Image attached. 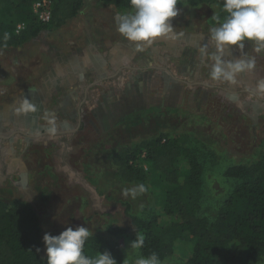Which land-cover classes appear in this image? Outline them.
<instances>
[{
    "label": "rangeland",
    "instance_id": "1",
    "mask_svg": "<svg viewBox=\"0 0 264 264\" xmlns=\"http://www.w3.org/2000/svg\"><path fill=\"white\" fill-rule=\"evenodd\" d=\"M85 3L96 13L92 14L93 25H97L94 29L103 26L117 32L116 17L130 12L112 8L113 12L106 14L101 11L99 0H85ZM177 8L179 15L172 21L175 31L180 35H202L205 46L203 52L189 46L171 54L173 59L168 63L175 73L173 79H169L173 92L161 94L162 91L157 90L160 95L157 104L149 103L142 111L128 115L118 110L125 108V104L116 106L112 112L95 115L90 109L102 104H93L86 110L80 129L63 139L62 146L48 140L34 142L24 136L14 137L9 144L14 147V157H19L22 163L20 171L13 172L14 183L10 187L39 216L43 257H46L45 233L57 236L67 227L84 226L105 241L107 248L117 250V256L112 255L117 264H135L141 258L139 250L130 247L134 229L125 215V205L130 208V214L140 218L158 213L163 189L160 179L147 173L145 192L135 198L123 195L125 189L137 186L118 181L111 157L132 135L134 139L146 136L148 140L163 132L178 138L182 145L197 154L204 166L200 215L210 221L237 184L223 176L225 169L253 162L264 166V91L259 88L264 81V51L256 53L252 45L246 43L242 52L233 48L232 55L225 53V59L240 55L245 59L254 57L255 67L240 74L235 85L214 83L210 80L212 56L216 54L214 44L209 43L210 29L216 25L212 17L215 14L223 20L227 14L217 6ZM107 15L109 24L104 22L106 20L102 24L97 22ZM0 17L6 22L14 21L1 11ZM78 21L77 18L71 20L64 27L66 33H74L77 27L81 29L82 23ZM59 31L47 26L37 40H31L22 48L0 49V101L3 93L17 89L15 79L21 86L29 76H35L37 58L45 53V48L59 45ZM144 156H141L142 161ZM109 226L126 229L127 233L112 236L107 232ZM191 247L192 239L185 236L176 243L173 256L160 264H185ZM259 264H264V258Z\"/></svg>",
    "mask_w": 264,
    "mask_h": 264
},
{
    "label": "trees",
    "instance_id": "2",
    "mask_svg": "<svg viewBox=\"0 0 264 264\" xmlns=\"http://www.w3.org/2000/svg\"><path fill=\"white\" fill-rule=\"evenodd\" d=\"M33 1L0 0L1 13L14 19L6 22L0 17V49L22 48L37 38L44 27L62 28L84 5V0H57L50 23L43 25L31 12ZM99 2L119 11H132L130 0ZM222 5L223 0H178L177 6L222 8ZM22 23L25 28L16 33V25ZM144 137L134 139L132 135L111 157L116 178L121 183L145 186L147 173H153L162 184L158 213L140 218L130 214V208L125 205V215L134 229L131 241L135 237L143 239L138 249L141 257L155 254L164 262L173 256L176 243L188 236L192 247L185 264H259L264 258V166L253 162L225 169L223 176L237 184L210 221L200 215L204 166L197 154L178 138L163 132L148 140ZM13 191L9 185L0 190V264H47V257L42 255L39 216ZM107 232L116 236L126 234L127 230L109 226ZM37 248L41 250L39 253ZM99 251L117 256L114 247L109 249L105 241L90 237L83 254L95 257Z\"/></svg>",
    "mask_w": 264,
    "mask_h": 264
},
{
    "label": "crops",
    "instance_id": "3",
    "mask_svg": "<svg viewBox=\"0 0 264 264\" xmlns=\"http://www.w3.org/2000/svg\"><path fill=\"white\" fill-rule=\"evenodd\" d=\"M100 4L101 11L113 12L112 7ZM88 8L84 0L82 10L74 18L82 23L81 29L77 27L74 33H66L64 27L69 22L58 29L59 45L45 48V53L37 58L35 76H29L21 86L15 79L13 83L17 89L3 93L0 101V190L6 184L13 186V172L20 171L22 166L19 157H14L13 145L9 146L14 137H29L34 142L48 140L62 146L63 139L80 129L86 110L93 104H102L90 109L95 115L112 112L116 106L124 104L125 108H118L124 115L142 111L149 103L157 104L160 96L157 90L162 91L161 94L174 90L169 80L175 74L168 63L173 59L171 54L189 46L197 49L205 46L202 35H180L175 31L178 36L175 41L158 39L138 50L113 28L94 29L97 25H93L92 14L96 13L91 9L87 11ZM98 19V23L106 20L104 22L109 24L110 21L109 15ZM24 98L35 111L17 110Z\"/></svg>",
    "mask_w": 264,
    "mask_h": 264
},
{
    "label": "clouds",
    "instance_id": "4",
    "mask_svg": "<svg viewBox=\"0 0 264 264\" xmlns=\"http://www.w3.org/2000/svg\"><path fill=\"white\" fill-rule=\"evenodd\" d=\"M132 11L116 17L117 32L138 50L155 43L158 39L175 41L172 21L179 15L178 0H130ZM222 10L227 14L223 20L213 15L216 25L210 29L209 43L214 44L216 54L212 56L210 80L214 83L235 85L240 74L250 72L255 67V58L225 59L224 54L232 55V49L242 52L246 43L253 51H264V0H223ZM203 52L204 49L202 48ZM259 88L264 91V81ZM21 112L35 111L27 98L20 102L17 109ZM146 191L143 184L123 191L124 196L135 198ZM94 233L88 227H67L59 235L45 233L43 243L47 264H117L111 253L100 251L95 257L85 256L84 246ZM143 239H135L130 247L139 249ZM39 253L41 250L36 249ZM135 264H160L158 257L152 254L148 258H139Z\"/></svg>",
    "mask_w": 264,
    "mask_h": 264
},
{
    "label": "built area",
    "instance_id": "5",
    "mask_svg": "<svg viewBox=\"0 0 264 264\" xmlns=\"http://www.w3.org/2000/svg\"><path fill=\"white\" fill-rule=\"evenodd\" d=\"M56 1L57 0H35L32 2L31 12L39 23L43 25H48L50 23L52 16V8ZM24 28H25L24 23L17 24L15 32L19 33ZM138 164L140 163L138 162Z\"/></svg>",
    "mask_w": 264,
    "mask_h": 264
}]
</instances>
